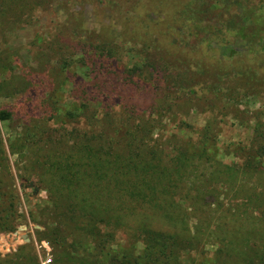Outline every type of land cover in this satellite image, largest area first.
Wrapping results in <instances>:
<instances>
[{
	"label": "trees",
	"instance_id": "obj_1",
	"mask_svg": "<svg viewBox=\"0 0 264 264\" xmlns=\"http://www.w3.org/2000/svg\"><path fill=\"white\" fill-rule=\"evenodd\" d=\"M47 1L37 0L34 5ZM122 1L115 2L119 13L136 27L142 25L139 18L153 13L154 6L169 4L170 12L164 14L170 15L181 13L189 2ZM185 8L191 11L184 10L188 13L197 12ZM98 44L80 56L72 55L68 47L60 49L55 71L44 66L40 72L46 77L67 78L75 69L70 64L80 60L88 79L83 83L89 84L86 88L92 93L90 99L85 91L81 100L65 102L59 96L61 86L54 83L52 91L36 100L38 97L32 94L38 87L27 79L23 95L15 103L25 114L20 121L23 132L16 138L18 148L35 153L39 149L35 146L41 142L43 150L34 160H27L23 169L26 172L31 168L32 174L28 175L39 177L48 195L47 202L38 209L39 219L44 221L36 222L43 230L36 234L53 243L64 264H264V228H240L243 242L234 245L228 239L231 230L213 223L210 214L199 221L197 213L176 205L209 208L219 188H238L240 177L246 176L254 186L245 205H253L264 193V132L252 135L246 145H233L231 155L240 165L219 164L215 141L202 136L162 147L156 143L160 141L158 136L152 139L158 121L153 114L131 108L128 92L161 83L163 99L170 87L179 86L171 84L170 79V83L163 82L170 69L166 54L149 42L140 50L141 62L122 65L114 48L105 41ZM128 49L124 46L120 50ZM156 106L161 108V102ZM9 118L7 112L0 111V120ZM212 164L216 167L203 179L205 175L197 172L198 166ZM200 181L205 185L200 186ZM11 183L9 180L6 189L0 188V219L13 214L10 209L16 194ZM227 209L234 210L231 205ZM3 219L0 231L9 226V220ZM190 220L198 221L195 228H202L191 229ZM98 224L106 231L101 232ZM110 229L138 241L140 248L136 250L135 241L113 248ZM196 231L202 234L197 236ZM251 240H255L253 244H249ZM206 246L213 248L206 251ZM248 251L254 255L246 256ZM67 255H71L70 260Z\"/></svg>",
	"mask_w": 264,
	"mask_h": 264
},
{
	"label": "rangeland",
	"instance_id": "obj_2",
	"mask_svg": "<svg viewBox=\"0 0 264 264\" xmlns=\"http://www.w3.org/2000/svg\"><path fill=\"white\" fill-rule=\"evenodd\" d=\"M36 1L0 0V111L10 116L0 120V188L6 189L12 180L16 194L15 205L10 209L12 216L1 217L9 220V226L0 231V264H41L46 255L51 259L49 264H64L53 243L50 245L36 234L43 230L36 222L44 221L39 219L38 209L47 202L48 195L43 181L28 175L32 174L31 168L26 172L23 169L27 160H34L43 150L41 142L35 146V150L39 147L35 153L26 147L18 148L16 138L23 132L20 121L25 114L15 104L23 95L27 79L38 87L32 94L38 97L36 100L52 91L54 83L61 86L59 96L65 102L81 100L85 91L87 99L92 97L90 88H86L89 84L83 83L88 79L80 60L76 65L70 64L75 69L67 78L40 73L44 66L55 69L60 49L68 47L72 55L80 56L105 41L114 48L118 63L129 65L141 62L140 50L145 44L159 46L170 68L163 82L170 79L171 84L179 86L170 87L163 99L158 82L128 93L131 108L153 114L158 121L152 139L158 136L160 141L156 143L164 148L202 136L215 141L219 164L240 165L231 155L233 145H246L252 135L264 132V0H188L185 7L197 10L196 13H188L184 7L187 11L170 15L164 14L170 12L169 4H161L154 6L153 13L139 18L140 27L126 22L124 14L119 13L115 2L120 4L122 0H48L40 6L34 5ZM124 46L131 50L122 52ZM153 58L156 61L157 57ZM158 102L161 108L156 106ZM215 167L216 164L199 165L197 172L204 174L205 179ZM240 179L238 188H219L209 208L178 202L176 205L197 213L199 221L210 214L213 223L231 230L228 239L240 245V228H264V193L253 205L246 206L254 182L248 176ZM199 185L204 186L205 182L200 181ZM230 205L233 211L227 209ZM195 223L198 225V221H189L191 229ZM98 226L101 232L106 231L102 224ZM198 228L202 225L195 229ZM111 232L109 241L113 248L135 241L117 230ZM40 242L44 245L39 247ZM139 248L138 243L136 250ZM212 248L205 247L206 251ZM252 255L250 251L246 254ZM67 257L70 260L71 255Z\"/></svg>",
	"mask_w": 264,
	"mask_h": 264
},
{
	"label": "built area",
	"instance_id": "obj_3",
	"mask_svg": "<svg viewBox=\"0 0 264 264\" xmlns=\"http://www.w3.org/2000/svg\"><path fill=\"white\" fill-rule=\"evenodd\" d=\"M44 245L43 242L39 243V247ZM50 263V257L48 255H46L45 258L41 259V264H49Z\"/></svg>",
	"mask_w": 264,
	"mask_h": 264
}]
</instances>
